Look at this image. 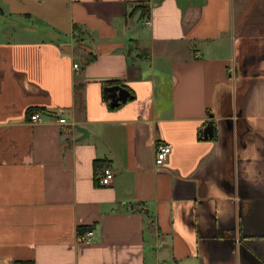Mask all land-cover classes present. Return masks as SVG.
Wrapping results in <instances>:
<instances>
[{
  "label": "crops",
  "instance_id": "1",
  "mask_svg": "<svg viewBox=\"0 0 264 264\" xmlns=\"http://www.w3.org/2000/svg\"><path fill=\"white\" fill-rule=\"evenodd\" d=\"M28 263L264 264V0H0V264Z\"/></svg>",
  "mask_w": 264,
  "mask_h": 264
},
{
  "label": "built area",
  "instance_id": "2",
  "mask_svg": "<svg viewBox=\"0 0 264 264\" xmlns=\"http://www.w3.org/2000/svg\"><path fill=\"white\" fill-rule=\"evenodd\" d=\"M148 25L151 24V19H147L146 22ZM78 65L75 64V67H77ZM43 120V115H41V113L36 112L33 113L31 116V121L33 122H39ZM60 122H66L65 118H61ZM172 144L170 143H164V144H160L157 146V151H156V159L155 162L157 165H163L165 163V161L168 159L169 155L172 152ZM115 176V172L113 171L112 168L110 167H104L103 171H102V175H101V182L103 185H110L112 183V180ZM91 235V231H88L86 234H83L81 236V239L84 240H89L88 238Z\"/></svg>",
  "mask_w": 264,
  "mask_h": 264
},
{
  "label": "water",
  "instance_id": "3",
  "mask_svg": "<svg viewBox=\"0 0 264 264\" xmlns=\"http://www.w3.org/2000/svg\"><path fill=\"white\" fill-rule=\"evenodd\" d=\"M114 90L116 92H114L115 94L112 95L113 101L111 103L113 106H118L122 102H125L126 100H128V98L132 97L131 92L123 86L117 85L114 87ZM231 124L233 126L232 120H231ZM213 127H214L213 121H209L206 128L204 129V136L206 139L209 137H213V133H214ZM79 129L84 132V136L88 135V130L86 128L79 127ZM234 244H235V247H236V244H238V241H236L235 237H234ZM242 245H244V241H243ZM255 248L256 247L254 246V244L252 242L250 243V241H247V251L251 250V252H253V254H255V253H257V250Z\"/></svg>",
  "mask_w": 264,
  "mask_h": 264
},
{
  "label": "trees",
  "instance_id": "4",
  "mask_svg": "<svg viewBox=\"0 0 264 264\" xmlns=\"http://www.w3.org/2000/svg\"><path fill=\"white\" fill-rule=\"evenodd\" d=\"M135 7H137V8H143V5L142 4H138V5H136ZM148 9L149 8H145V9H143V11H142V18L144 17V16H146L147 14H148ZM78 37V36H77ZM92 60V59H91ZM99 165H101V162H96V167H98ZM88 231H92V228L91 227H85V228H80V233L81 234H85V233H87Z\"/></svg>",
  "mask_w": 264,
  "mask_h": 264
},
{
  "label": "rangeland",
  "instance_id": "5",
  "mask_svg": "<svg viewBox=\"0 0 264 264\" xmlns=\"http://www.w3.org/2000/svg\"><path fill=\"white\" fill-rule=\"evenodd\" d=\"M235 73H236V71H235ZM29 264V263H28ZM30 264H32V263H30Z\"/></svg>",
  "mask_w": 264,
  "mask_h": 264
}]
</instances>
